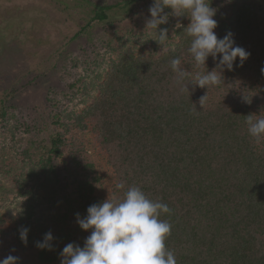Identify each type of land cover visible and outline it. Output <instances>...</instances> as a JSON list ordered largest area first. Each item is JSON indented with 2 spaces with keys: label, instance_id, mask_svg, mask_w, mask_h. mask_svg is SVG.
<instances>
[{
  "label": "trees",
  "instance_id": "16d2710c",
  "mask_svg": "<svg viewBox=\"0 0 264 264\" xmlns=\"http://www.w3.org/2000/svg\"><path fill=\"white\" fill-rule=\"evenodd\" d=\"M231 4L229 16L217 19L215 33L222 38L231 31L235 44L250 56L242 66L237 58L234 70L225 69L219 86L189 83L187 91L177 83L169 63L174 57L193 78L198 66H213L211 57L206 65L196 64L184 31L190 20L178 16L161 25L174 33L166 52L124 51L98 75L97 84L74 78L60 100L50 90L45 138L17 135L23 128L31 134L33 128L17 121L13 106L1 108L0 167H13L10 172L27 201L12 223L6 218L10 214L0 211V259L11 237L23 255L18 264H60L64 246L83 247L91 234L80 228L76 214L83 218L92 204L122 200L129 187L137 186L171 209L160 219L172 225L165 244L177 264H264V140L257 143L246 124L249 115L264 117V0ZM113 8L100 6L88 25L105 21ZM7 136L12 138L4 144ZM23 142L24 148L14 150ZM9 151L16 153L7 157ZM91 151L105 176L89 161ZM15 160L21 165L17 176ZM57 163L65 173L63 187ZM119 183L124 189L116 188ZM9 194L0 181V204ZM22 227L30 229L26 244L20 239ZM49 231L53 249H38L36 242Z\"/></svg>",
  "mask_w": 264,
  "mask_h": 264
},
{
  "label": "rangeland",
  "instance_id": "374dc122",
  "mask_svg": "<svg viewBox=\"0 0 264 264\" xmlns=\"http://www.w3.org/2000/svg\"><path fill=\"white\" fill-rule=\"evenodd\" d=\"M152 3L153 0H0V110L3 106H13L17 121L33 128L31 134L23 128L17 135L25 140H32L37 133L42 138L48 135L43 127L49 123L47 95L50 90L55 89L60 100V93L66 92V84L74 78L81 76L97 84L98 75L124 51L166 52L168 44L159 45L153 30L145 29ZM102 5L114 7L107 12L108 18L88 25ZM211 6L217 9L214 17L217 20L229 16L232 4L231 0H212ZM177 19L178 16L169 15L168 22ZM173 35V31L168 32L171 38ZM217 62L209 63L213 64L211 70L216 68ZM197 69L200 73L211 71L205 66ZM64 102V106L69 105ZM13 123L11 121L10 125ZM38 129L41 132H37ZM6 138L4 144H9L12 137ZM25 146L23 142L15 145L14 150ZM11 153L16 152L9 151L7 157ZM89 161L99 174L106 175L103 163L92 151ZM6 164L0 167V181L10 194L8 201L0 204V211L10 214L6 218L12 223L20 218V204L25 205L27 198L21 196L24 192L19 191L13 172H10L13 167ZM11 164L17 168V176L21 165L16 164V160ZM56 173L57 182L63 187L66 177L59 163ZM4 247L1 259L8 255L23 258L13 238L10 237ZM30 253L32 251L27 253L25 260H30Z\"/></svg>",
  "mask_w": 264,
  "mask_h": 264
},
{
  "label": "clouds",
  "instance_id": "9594fccd",
  "mask_svg": "<svg viewBox=\"0 0 264 264\" xmlns=\"http://www.w3.org/2000/svg\"><path fill=\"white\" fill-rule=\"evenodd\" d=\"M211 4L212 0H153L148 9L150 18L146 21L145 29L153 30L159 45H164L169 39L168 29L159 27L168 23L169 14L165 13V9L169 8L171 15L187 16L190 20L184 31L191 38L188 52L196 64L206 65L209 57L214 62L218 60L216 68L197 73L193 78L189 71L181 67L179 57L172 58L169 63L176 73L177 83L187 91L189 83L207 89L219 86L224 83L225 69L234 70L237 58L239 66H242L250 56L247 50L235 44L231 31L218 38L214 32L218 26L214 19L217 9ZM176 27H180V24ZM261 72L264 73V68ZM186 80L187 83H184ZM205 99L206 95L201 98V105ZM246 124L250 136L257 143L264 140V117L254 119L249 115ZM124 187V183L116 185L117 189ZM170 213L171 209L166 203L149 199L137 186L129 187L122 200L108 198L102 203L92 204L83 218L76 214L80 228L91 230V234L86 237L83 247L74 243L64 246L60 252V264H177L174 252L168 250L165 244L172 225L160 219L162 214ZM29 231L27 227L19 230L20 239L25 244ZM53 240V234L49 231L42 241L36 242V247L52 250ZM19 259L8 255L0 259V264H18Z\"/></svg>",
  "mask_w": 264,
  "mask_h": 264
},
{
  "label": "water",
  "instance_id": "95a60500",
  "mask_svg": "<svg viewBox=\"0 0 264 264\" xmlns=\"http://www.w3.org/2000/svg\"><path fill=\"white\" fill-rule=\"evenodd\" d=\"M136 1H139V0H136Z\"/></svg>",
  "mask_w": 264,
  "mask_h": 264
}]
</instances>
